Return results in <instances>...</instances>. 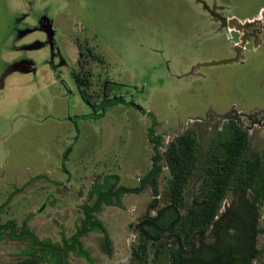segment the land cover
<instances>
[{
	"label": "rangeland",
	"instance_id": "374dc122",
	"mask_svg": "<svg viewBox=\"0 0 264 264\" xmlns=\"http://www.w3.org/2000/svg\"><path fill=\"white\" fill-rule=\"evenodd\" d=\"M44 14L54 22L56 47L68 66L62 68L60 59L55 63L70 90L50 71L49 62H54L47 46L21 53L29 40L42 37L24 33ZM232 17L237 19L232 22ZM249 21L251 27H243ZM245 29L256 36L239 62L199 67L234 58ZM26 56L36 62L38 74L16 73L0 93V206L8 202L0 213L2 224L15 220L20 233L31 214L28 224L38 238L62 243L63 234L75 232L83 204L95 202L93 184L117 174L118 186L141 185L155 155L148 137L153 128V139L162 138L158 196L150 186L140 194H125L123 209L105 206L97 215L107 235L92 232L81 240L95 264H175L174 256L186 257L191 240L200 234L182 230L184 219L210 195L239 127L247 133L246 149L214 222L242 197L256 223L260 251L251 264H264V119L217 118L232 110L264 116V0H0V79L8 65ZM76 64L87 102H117L101 115L83 118L91 110L68 71ZM185 136L194 138L195 153L175 204L166 154L179 148ZM257 160V182L241 188L249 164ZM157 217L165 221L164 228L153 240L157 230L148 221ZM170 227L182 248L164 234ZM106 236L112 241L111 255ZM200 236L195 246L204 245V237L212 240V225ZM36 249L26 237H7L0 242V264H48L41 262L43 252L19 256ZM67 260L91 264L73 252Z\"/></svg>",
	"mask_w": 264,
	"mask_h": 264
},
{
	"label": "trees",
	"instance_id": "16d2710c",
	"mask_svg": "<svg viewBox=\"0 0 264 264\" xmlns=\"http://www.w3.org/2000/svg\"><path fill=\"white\" fill-rule=\"evenodd\" d=\"M78 82L81 85L80 79ZM83 98L85 99L84 95ZM150 117L155 122V116L150 115ZM154 136L155 132L153 128H150L148 137L149 141L155 145V155L152 157V167L142 179L141 185L137 188L118 186V175H108L103 178L101 183L93 184L90 195L96 196L95 202L93 205L83 204V216L77 219L74 234L70 237H66L63 234L62 243H54L50 239L41 240L38 238L28 224L31 214L24 220L20 233L17 232L18 224L15 220L2 224L0 218V242L7 237L15 241H21L26 237L37 249L25 250L19 256H35L38 252H43L44 254L41 258L43 263L70 264L68 261L66 262V259H68V254L73 252L85 258L89 263L95 264L96 261L92 258L91 251L84 248L81 238L92 232L107 235L106 227L97 217L98 214L103 212L104 205L123 209V196L130 193L140 194L146 186L152 188L155 197L158 196V178L163 169L162 156L159 152V148L162 146V138L156 137L154 140ZM246 145L247 133L236 127L227 149V154L221 161L220 170L213 180L210 195L204 200L200 208H192L189 211V214L184 219L185 225L182 230L188 233L198 232L200 234H204L209 230L238 170ZM194 153V138L185 136L182 138L179 148L169 150L166 154L167 163L173 175V201L175 204L181 201L184 188L191 173ZM260 169L261 163L258 160L249 164L248 175L241 180L240 187L245 189L252 187L258 180ZM7 204L8 202L0 206V212ZM239 217V223H235L233 226L235 233L232 236L227 232L216 245L210 247L204 245L195 249L193 253L188 254L186 257L176 254L173 262L175 264H251L252 260L260 253L255 246V238L257 236L256 223L252 219L251 214L242 213ZM162 220L161 217H157L148 221V225L157 230L156 237H153V240L159 237L160 231L164 228L165 221ZM159 222L161 223L158 224ZM104 241L108 248V253L111 255L112 241L108 236H106ZM18 264L36 263L24 261Z\"/></svg>",
	"mask_w": 264,
	"mask_h": 264
},
{
	"label": "flooded vegetation",
	"instance_id": "af4514ba",
	"mask_svg": "<svg viewBox=\"0 0 264 264\" xmlns=\"http://www.w3.org/2000/svg\"><path fill=\"white\" fill-rule=\"evenodd\" d=\"M46 17H48V16H46V14H44V15H41L40 17H38V19L35 21V25L33 26V27H31V28H29L27 31H34V32H39L40 34H42V35H44L45 37H44V40H42L45 44H46V46H50L49 44V41H48V39H47V36H46V34L48 33V31H49V24H48V22L46 21ZM45 19V20H44ZM234 19H237V18H235V17H232L231 18V21L232 22H234ZM52 20V19H51ZM53 21V20H52ZM227 23V22H226ZM247 23L248 22H246L245 24H243V27H245V28H249V27H251V25H247ZM249 23L251 24V22L249 21ZM247 29H245L244 31H243V33L241 34V36H240V41H239V43H237V44H235V47H236V45H242V48H239V50H240V55H239V57L241 58V56H243V50L246 48V46H247V44H249V39H251L252 38V36H253V38H255V36L256 35H253V34H251V33H249L248 31H247ZM54 48H53V51H50V60H51V54H52V62H54V63H51V62H49V66H50V71L56 76V78H57V80L59 81V82H61L64 86H65V89H69L70 90V88H69V85L62 79V76H61V72H60V70L58 69V67H57V64L55 63V59H60L59 61L61 62L60 64L62 65V68H64L65 66H68L67 65V63L65 62V60L63 59V58H61V55H60V53L58 54V53H56V50L58 49L57 47H56V43H55V41H54ZM244 45H245V47H244ZM79 54V53H78ZM233 54H234V57L237 55L236 54V52H235V50H234V52H233ZM79 57H80V54H79ZM244 58V57H243ZM27 58H24V59H21V60H19L20 62L21 61H24V60H26ZM241 60V59H240ZM78 64H76V67L75 68H72V69H70V68H68V71H69V73H70V76H72L73 78H74V81L77 83V86H78V92H79V94L82 96V99L90 106V110H91V113H90V115H87V116H83V118L84 119H88L89 117L88 116H90L91 118H92V116L93 117H95V114H99V115H101L103 112H104V110L108 107V106H111V105H114V104H116L117 102H116V100H110V99H104V100H102V103L101 104H99L98 106H96V105H91V103H89V102H87L84 98H83V95H82V92H81V85H79V78H77L76 77V74L74 73V71H75V69H77V66ZM23 66H24V71H28V73L27 74H29V75H37L38 74V72H39V68L38 67H36V66H30V64H24L23 63ZM9 67V65L6 67V69ZM5 69V70H6ZM5 72V71H4ZM4 74V73H3ZM8 79V78H7ZM68 90V91H69ZM3 91V90H2ZM1 92V91H0ZM69 94H72V91H69ZM229 113H231V118L233 117H235V115H236V113L232 110V112H229ZM264 113V112H263ZM238 119H240V118H238ZM249 119V118H248ZM264 119V116H261V118L259 117V115L257 114V116L256 117H253V118H251V119H249V120H251L252 121V123L254 122H258V121H261V120H263ZM231 120H235V119H231ZM0 168H1V165H0ZM2 173V172H1ZM112 175H117V174H112ZM108 176V175H107ZM0 177H2L1 175H0ZM106 177V176H105ZM1 179V178H0ZM6 203V202H5ZM2 206V205H1ZM106 205H104V207H105ZM108 207H113V206H108ZM246 207H247V204H246V201L241 197L240 198V201H238V203H237V205H235L234 207H232V208H230L229 210H228V212L227 213H225V214H223L222 216H220L219 218H217V220H216V222H213V224H212V240H210V241H208V239H207V237L205 238L204 237V241H205V243H204V245H206V246H213V245H216L217 243H218V241L227 233V232H229L230 233V231H233L234 233H235V229H234V224L235 223H239V216L242 214V213H247V214H250L248 211H247V209H246ZM4 209V208H3ZM2 212V211H1ZM0 212V213H1ZM230 214H232L231 215V217L229 218L230 220H231V223H230V225H228V226H225L224 225V222H225V219L230 215ZM250 216V215H249ZM148 218H150V215H148ZM144 219V218H143ZM148 220V219H147ZM146 220V221H147ZM143 221V220H142ZM170 230H171V227L170 228H168V229H166L165 230V232H164V234L166 235V237L170 240V241H172L174 244L177 242V243H179L180 244V248H182V245H181V242H180V240L176 237H174L173 235H171V234H169V232H170ZM257 230V229H256ZM233 233V234H234ZM199 238H201V236H200V234L199 235H197V236H194V238L191 240V242H190V246H189V250L187 251V252H185L184 253V255H188V254H191V253H193L194 252V250L195 249H197V248H201L202 246H204V245H202L201 247H198V246H195L194 245V242L196 241V240H198ZM68 260L66 259V262H67Z\"/></svg>",
	"mask_w": 264,
	"mask_h": 264
},
{
	"label": "crops",
	"instance_id": "0c3cea01",
	"mask_svg": "<svg viewBox=\"0 0 264 264\" xmlns=\"http://www.w3.org/2000/svg\"><path fill=\"white\" fill-rule=\"evenodd\" d=\"M45 20V19H44ZM36 21V20H35ZM34 21V22H35ZM46 21L48 22L49 24V31L48 33L46 34L47 36V39L49 41V45L50 46H47V48L49 49V51H53V48H54V41H55V35H56V32L54 31V25H53V21L49 18V17H46ZM40 34L39 32H34V31H26L24 33L25 37L28 36L29 34ZM42 37L38 38V37H33L32 39L33 40H29V42H31L30 44H28V46L24 47L23 48V51L21 53H26V52H30L31 50H38V49H42L44 47H46V44L42 41L44 40V35L40 34ZM56 43V42H55ZM56 53L59 54V51L58 49L56 50ZM27 57V56H26ZM78 57H79V54H78ZM21 59V58H18V59H15L16 61L11 63L13 65H9V67L5 70L3 76L1 77V82H3V86L0 84V91L2 92V90L4 91L5 89H8V85H7V82H8V79H11L10 77L13 76L14 74L16 73H19V74H24V75H29L27 74L28 71H24V66H23V63L24 64H30V66H37L36 62L30 58V57H27L26 60L24 61H19L18 60ZM18 62V63H16ZM24 68V69H23ZM8 78V79H7ZM17 87V86H16ZM0 92V93H1ZM74 234V233H73Z\"/></svg>",
	"mask_w": 264,
	"mask_h": 264
},
{
	"label": "water",
	"instance_id": "95a60500",
	"mask_svg": "<svg viewBox=\"0 0 264 264\" xmlns=\"http://www.w3.org/2000/svg\"><path fill=\"white\" fill-rule=\"evenodd\" d=\"M247 25H250V23L248 22ZM240 50L237 52V55L234 57V58H231V59H228V60H223V61H219V62H211V63H206V64H201L199 65V67H202V66H217V65H222V64H230V63H235V62H239L240 60ZM235 113H236V117H232L231 118V113H228L226 115H216L217 118L221 119L222 121L224 120H231V119H238L239 117H243V116H246L247 118L251 119L253 117H256L257 114H253V115H244L242 113H239L238 111L236 110H233Z\"/></svg>",
	"mask_w": 264,
	"mask_h": 264
},
{
	"label": "bare ground",
	"instance_id": "6f19581e",
	"mask_svg": "<svg viewBox=\"0 0 264 264\" xmlns=\"http://www.w3.org/2000/svg\"><path fill=\"white\" fill-rule=\"evenodd\" d=\"M239 48H242V45L241 46H237L236 48H235V52H236V54H237V52L239 51ZM241 59V58H240ZM219 62V61H218Z\"/></svg>",
	"mask_w": 264,
	"mask_h": 264
}]
</instances>
